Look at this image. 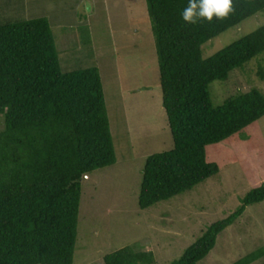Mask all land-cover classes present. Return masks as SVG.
<instances>
[{"label": "trees", "instance_id": "16d2710c", "mask_svg": "<svg viewBox=\"0 0 264 264\" xmlns=\"http://www.w3.org/2000/svg\"><path fill=\"white\" fill-rule=\"evenodd\" d=\"M227 18L187 24L189 0H145L158 64L161 106L173 146L146 158L138 207L192 189L218 172L206 148L264 116L256 89L211 103L208 86L264 52V25L202 58L201 47L264 11V0H232ZM0 264H72L81 180L115 162L99 70L62 71L47 19L0 24ZM264 200V183L230 215L210 224L168 264H198L245 207ZM263 249L233 264H250ZM103 264H155L151 251L123 247ZM264 264V263H262Z\"/></svg>", "mask_w": 264, "mask_h": 264}, {"label": "rangeland", "instance_id": "374dc122", "mask_svg": "<svg viewBox=\"0 0 264 264\" xmlns=\"http://www.w3.org/2000/svg\"><path fill=\"white\" fill-rule=\"evenodd\" d=\"M35 18L47 19L62 71L99 69L114 147V164L81 180L72 264H103V256L123 247L151 251L155 264H168L264 183L263 116L206 148L207 160L218 165L215 175L140 209L146 158L173 146L145 0H0V24ZM262 25L264 11L204 43L202 58ZM250 89L264 94V52L208 86L214 106ZM259 249L264 251V200L245 207L198 264H233ZM262 263L264 256L250 264Z\"/></svg>", "mask_w": 264, "mask_h": 264}, {"label": "clouds", "instance_id": "9594fccd", "mask_svg": "<svg viewBox=\"0 0 264 264\" xmlns=\"http://www.w3.org/2000/svg\"><path fill=\"white\" fill-rule=\"evenodd\" d=\"M234 11L232 0H189L182 12V19L187 24L195 25L200 20L212 22L215 17L222 20Z\"/></svg>", "mask_w": 264, "mask_h": 264}, {"label": "crops", "instance_id": "0c3cea01", "mask_svg": "<svg viewBox=\"0 0 264 264\" xmlns=\"http://www.w3.org/2000/svg\"><path fill=\"white\" fill-rule=\"evenodd\" d=\"M99 70V69H98ZM100 74V73H99ZM101 78V77H100ZM101 82H102V79H101Z\"/></svg>", "mask_w": 264, "mask_h": 264}]
</instances>
